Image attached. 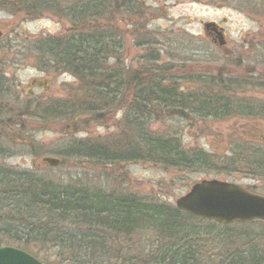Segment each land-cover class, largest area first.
I'll return each instance as SVG.
<instances>
[{
	"label": "rangeland",
	"instance_id": "374dc122",
	"mask_svg": "<svg viewBox=\"0 0 264 264\" xmlns=\"http://www.w3.org/2000/svg\"><path fill=\"white\" fill-rule=\"evenodd\" d=\"M138 8L139 15L132 12L121 15L116 11L113 28L107 25L115 31L113 42L106 45L110 56L114 55L106 59L107 71L109 68L112 71L110 65L114 63L118 82L108 85L106 98L100 100L95 95L91 99L89 87L83 89L72 73L39 61L35 45L47 37L64 39L71 26L69 21L63 22L53 11L25 16L12 14L7 5L0 8V71L9 84L6 95L0 98V165L32 169L62 185L131 195L171 207L193 183L203 178L226 180L264 195V174H261L264 173V0H140ZM108 19L105 16L103 21ZM209 21L223 23L229 40L226 47L240 53L243 64L228 65L226 52L206 46L209 39L203 23ZM189 56L199 64L188 62L192 61ZM190 65L199 69L189 68ZM150 67L160 68L156 71L160 80L166 77L165 87L161 86L165 90H174L167 87L175 85L174 82L180 84V76L188 79L182 77L183 84L193 81L202 84L201 77L217 73L220 80L235 82V86L227 88L229 91L216 84L209 85L213 90L178 91L184 95L199 92L229 96L233 101L230 112L234 115L221 119L185 118L160 107L152 110L151 116L145 113L147 117L138 121L134 109L131 115L128 108L123 110L122 101L127 104L129 91L139 90H132L135 75L147 72ZM254 67L262 69V73L256 74L253 81L250 74ZM231 74L236 78H230ZM34 78L47 79L49 90L43 92L40 86H29ZM28 88L32 93L27 92ZM83 92L87 101L89 98L94 101L85 111L102 114V120L76 114L70 101L80 99ZM59 99L69 102L63 107H52L55 115L43 119L42 108ZM234 104L239 106L233 108ZM62 113L65 115L60 118ZM4 121L16 124L17 131L6 133ZM140 128L152 135L175 138L188 155L202 151L208 155L206 167H166L134 158L99 162L76 151L80 144L102 146L109 154L114 150L122 154L127 149L136 150ZM65 150L67 154H62ZM46 156L57 158L59 164L55 167L45 164L41 158ZM191 222L197 226L206 223ZM214 226L215 233L209 241L202 238L199 242L203 259L215 256L224 249L221 246L229 252L249 246L264 250V220ZM222 230L229 233L223 240ZM217 258H211L210 264H217Z\"/></svg>",
	"mask_w": 264,
	"mask_h": 264
},
{
	"label": "trees",
	"instance_id": "16d2710c",
	"mask_svg": "<svg viewBox=\"0 0 264 264\" xmlns=\"http://www.w3.org/2000/svg\"><path fill=\"white\" fill-rule=\"evenodd\" d=\"M139 3L140 0H0V8L5 9L7 5L12 14L25 16L53 11L63 22L69 21L71 26L64 39L47 37L35 45L39 61L72 73L81 81L78 84L83 89L89 87L93 94H88L91 99L95 95L100 100L106 98L108 85L118 82L117 67L114 63L110 65L112 71L110 68L108 71L112 73H109L106 63L108 57L114 58L106 45L115 38V31L110 28H113L115 12L139 15ZM105 16H109L112 23L108 22L110 19L103 21ZM159 70L150 67L146 72L144 68L145 72L135 75V83L131 84L147 86V89L129 91L127 104L122 101L123 110L128 108L131 115L134 109L138 121L142 122V118L151 116L152 110L160 107L185 118L221 119L234 115L230 112L233 101L229 96L211 97L199 92L184 95L177 90L162 89L166 77L160 80L156 74ZM7 80L0 71V98L9 88ZM214 80L218 87L236 85L218 77ZM86 96L83 92L80 99H71L74 111L96 121L102 120V114L85 111V107L94 103L90 98L87 101ZM57 101H50L48 107L42 108L43 119L55 115L52 107H63L62 104L69 102ZM237 106L239 104H234L233 108ZM62 115L65 114H60V118ZM4 122L1 123L6 133L17 131L16 124ZM137 143L138 149H127L123 154L119 150L109 154L102 146L88 144L78 145L76 151L108 163L134 158L185 169L206 167L208 163V155L202 151L188 155L172 137L163 138L142 130ZM256 166L260 165L256 163ZM262 169L264 171V167ZM191 220L206 223L197 226ZM214 225L217 224L169 205L131 195L62 185L41 177L32 169L0 165V245L23 249L46 264H210L213 257H218L217 264H264V250L250 246L232 252L221 246L224 249L215 256L206 257L205 253L206 259H203L199 242L215 233ZM223 230L221 240L229 235ZM214 241L217 240L214 238Z\"/></svg>",
	"mask_w": 264,
	"mask_h": 264
},
{
	"label": "water",
	"instance_id": "95a60500",
	"mask_svg": "<svg viewBox=\"0 0 264 264\" xmlns=\"http://www.w3.org/2000/svg\"><path fill=\"white\" fill-rule=\"evenodd\" d=\"M211 22L205 23L208 29ZM2 31L0 28V37ZM46 80L32 79L30 85H44ZM41 161L55 167L59 160L42 157ZM175 207L196 217L227 225L233 222L264 220V195L216 178L195 182L189 190L175 200ZM0 264H45L28 252L10 245L0 246Z\"/></svg>",
	"mask_w": 264,
	"mask_h": 264
},
{
	"label": "flooded vegetation",
	"instance_id": "af4514ba",
	"mask_svg": "<svg viewBox=\"0 0 264 264\" xmlns=\"http://www.w3.org/2000/svg\"><path fill=\"white\" fill-rule=\"evenodd\" d=\"M214 22V21H213ZM223 23H220V22H214L212 23V25L208 28V29H203L204 30V33L206 35V37H208L209 39V43H207V47H211L212 49H214L215 51L217 50H223L224 52H226V62L228 65H232V64H235V65H239V64H243V60H244V57H242L240 55V53H237L235 51H232V50H229L227 47H226V44L229 42L228 38H227V34L225 32V29L224 27L222 26ZM207 41V40H206ZM208 42V41H207ZM249 50V49H248ZM190 52V51H189ZM186 53V52H185ZM195 55V54H194ZM188 59L192 60V61H188V62H192V63H198L199 62L197 61V59H195L194 57L192 56H189ZM200 67V66H199ZM189 68H192V69H199L197 68L196 65L192 66L190 65ZM200 68H204V67H200ZM207 68L210 70L211 67L209 65H207ZM186 71H188V69H184ZM262 73V69H257V68H253V71L251 72L250 76L253 78L252 80H256V74H261ZM184 75H187L189 76L188 73H185ZM215 75V74H214ZM212 76V74L208 75V76H203L201 77V81H202V84H196L195 81H193V83H186V84H183V79L182 77L183 76H180L181 77V83L180 84H175L173 86V89L174 90H177V91H182L184 92L185 90H190V91H201L203 89H209V90H213L214 88H209V85L212 84V83H208L212 80H214L215 78L218 77V73H217V76ZM208 77V78H206ZM235 75L231 74L230 78H234ZM184 78V77H183ZM236 78V77H235ZM186 81H188V79L184 78ZM38 80L40 81H43V80H46L48 81L47 79L45 78H38ZM193 80V78L191 79ZM228 80V79H227ZM231 80V79H230ZM250 78H248V80H245V81H249ZM234 81H237V80H234ZM216 84V83H215ZM259 84V83H258ZM217 85V84H216ZM36 86V85H35ZM204 86V87H203ZM41 89L44 91L46 90H49V88L47 87V84H44V85H41L40 86ZM147 86H143V87H138L137 85H133V89L132 90H136V89H146ZM218 87V86H217ZM221 89H224L225 87L223 86H220ZM231 88V85L229 86ZM229 87H226L225 90H227V88ZM184 90V91H183ZM230 90V89H229ZM27 92L29 93H32V89L31 88H28L27 89ZM42 94V93H41ZM247 140H249V137L247 136Z\"/></svg>",
	"mask_w": 264,
	"mask_h": 264
}]
</instances>
